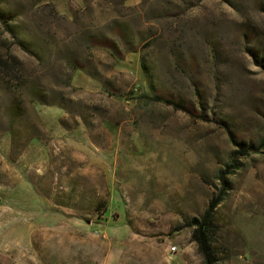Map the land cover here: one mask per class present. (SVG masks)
<instances>
[{"label": "rangeland", "instance_id": "rangeland-1", "mask_svg": "<svg viewBox=\"0 0 264 264\" xmlns=\"http://www.w3.org/2000/svg\"><path fill=\"white\" fill-rule=\"evenodd\" d=\"M1 61L0 264H205L220 194L264 264V0H0Z\"/></svg>", "mask_w": 264, "mask_h": 264}, {"label": "trees", "instance_id": "trees-1", "mask_svg": "<svg viewBox=\"0 0 264 264\" xmlns=\"http://www.w3.org/2000/svg\"><path fill=\"white\" fill-rule=\"evenodd\" d=\"M99 37V36H98ZM96 40L97 38H93ZM100 40L96 41H102V45H106L109 47H113V43L115 41L112 38H106L104 37L102 40V37ZM97 43V42H96ZM134 47V46H131ZM129 50H132L129 48ZM0 63H4V61H1ZM160 100H164V98H159ZM165 101H169L171 103H174L173 100L166 99ZM224 186H226V179L224 175H221ZM224 199V195L220 194L213 198L207 209L204 211V213L200 216V218L194 217L191 219V221L188 223L190 226L195 227L193 238L197 241L199 245V249L204 257L205 264H218V260L215 254V251L213 249V234L215 229V223L213 220L214 210L218 207V205L221 203V201Z\"/></svg>", "mask_w": 264, "mask_h": 264}, {"label": "built area", "instance_id": "built-area-1", "mask_svg": "<svg viewBox=\"0 0 264 264\" xmlns=\"http://www.w3.org/2000/svg\"><path fill=\"white\" fill-rule=\"evenodd\" d=\"M172 249H173V250H176V247H173Z\"/></svg>", "mask_w": 264, "mask_h": 264}]
</instances>
